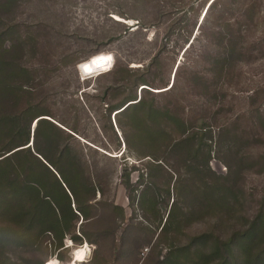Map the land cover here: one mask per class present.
I'll list each match as a JSON object with an SVG mask.
<instances>
[{
  "label": "rangeland",
  "instance_id": "374dc122",
  "mask_svg": "<svg viewBox=\"0 0 264 264\" xmlns=\"http://www.w3.org/2000/svg\"><path fill=\"white\" fill-rule=\"evenodd\" d=\"M212 1L0 0V64L27 70L0 71V159L24 139L12 119L31 125V154L0 164V263L65 264L85 248L70 264H244L264 250V0L221 1L203 20ZM232 43L244 54L225 63ZM93 55L108 70L81 76ZM38 117L58 133L37 147L65 151L57 168L80 185L78 202L65 189L57 233L45 192H62L32 143Z\"/></svg>",
  "mask_w": 264,
  "mask_h": 264
},
{
  "label": "trees",
  "instance_id": "16d2710c",
  "mask_svg": "<svg viewBox=\"0 0 264 264\" xmlns=\"http://www.w3.org/2000/svg\"><path fill=\"white\" fill-rule=\"evenodd\" d=\"M221 1H222V4H223L222 6H227V2L226 1H228V0H213L210 3V5H209V7H208V9L206 11V14H205L203 20H205L206 17H207V19L209 18V15L211 13H213V11H215L217 9V5L218 4H221ZM223 1H224V3H223ZM239 4L241 6H244V3L243 2H241ZM219 11H222L223 12L224 10H219ZM222 12H220V13H222ZM214 15H215V13H214ZM200 25H201V23H200ZM4 37H5V34H1L0 35V48L1 49L3 48V42H4L3 40H4ZM243 54H244V50L242 48H238V46H236L234 43H232V44H230V48L228 50V56L226 58L224 57L223 60L225 61V63H227L228 61L230 62L232 59L238 60ZM4 65H5L8 73H9V74L7 73L6 76L8 78H12L13 80H19L20 78H23L24 77V73H27L26 68H24V67L16 64L13 61L6 62ZM4 65L3 64H0V68H1L0 71L1 70H4L3 69V66ZM223 68H224V66L222 67V69ZM174 77H175V74H174ZM175 85H176V83H175V80H174L173 84L171 85V88H173ZM144 89H146V88H144V87L141 88V93H142V90L144 91ZM133 100L134 101L136 100L135 103H133V104H127L129 101H131V100H129L128 102H126L127 105L124 104L121 108H119L120 109V112L119 113H115L114 115L116 116V114H120L123 111H129V110L132 111L133 109H136V108L138 109L139 107H141V106L144 105L143 98L142 97H140L138 101H137V99H133ZM38 105H39V103H37V104H30V105H28L27 107L24 108L23 112L24 111H25V113L35 112L36 108L39 107ZM42 115H44V114H41V116ZM33 117H34V113H33ZM38 118H37L36 125H35V129H34V137H33L32 143H33V146L36 145L35 146L36 147L35 148V151L38 154H40V156L43 158V160H46V163L48 165H50L52 167V169H54V173L58 176L57 180L55 181L56 182L55 183V186H54L55 189L54 188H52V189L55 191V193L62 192V193H60L61 194L60 197L55 198L54 200H51V201H49L50 200L49 197H51L48 194L49 192L48 191L45 192L46 197H47V199H45V200H47L48 205L50 206V208L51 207L54 208V205H52V204H55V208L56 209L55 208L54 209L51 208L52 210L50 212V215H52L51 216L52 217L51 219H52V222H53V225H54V230L56 232L57 230H59V226H58L59 225V221H58L59 216H58V214L61 213V210H62V213L61 214L64 213V210L61 207V205L64 204V201H62V199L66 195V191L68 193L70 192V194L73 196V198L76 199V202H78V200H77L78 194H77V191L74 188L75 187L76 188H79L80 185L77 184V182H76L75 179L72 180V177H71V169L69 167H67V168H63V167H60L59 168L58 167L57 168V164L58 163H60L62 161H63L64 164L66 163L65 160H64L65 159V151L62 152L61 155H59V158L58 159L54 160V159H50L49 155H47V152H45L41 148L37 147L38 146L37 145V140H38V137L39 136L43 135L46 138H48V136L50 135V132H51L50 130L52 128L55 129L57 131V133H58V128L56 126H54L52 124V122H50L48 119L43 118V117L42 118H39V119ZM11 122H12V127L10 128V130L13 133L19 135L18 139H23V138L24 139H23V141L22 140L19 141L18 142L19 145L17 144L18 146H16L15 148H12L11 149V148L8 147L9 149L7 150V153H9V154L5 155L4 157H2L0 159V164L2 163V165H4V166L7 165V167H10L11 166L12 160L14 159L13 157L16 158L22 152L30 153V149H29L30 148V145L27 146V147L21 148L22 146L28 145L29 142H30V137H31L30 120H27L26 121L25 126H22L24 124L21 123L22 122L21 116L14 117ZM0 125H1V123H0ZM19 127H21V128L18 129ZM24 129H25V132H26L25 135H24V133H22ZM22 142H23V144H22ZM16 148H19V149H16ZM66 148H68V147L65 146L63 149L65 150ZM1 152L2 151H0V153ZM1 169L3 170V167H1ZM12 183H13V181H12ZM31 183H44V181L41 182L40 180L35 179V181L34 182H31ZM65 189H66V191H65ZM70 194H69V196H70ZM45 203H46V201H45ZM65 206H66V204H65ZM69 209H70V206H68V210ZM80 211H81V209H80ZM262 212L263 213L260 215V219H259V222H258L259 223V228L257 227L256 224H254V226L252 227V229H250L246 233V235L244 236L245 243L243 244V246L247 248L246 250H249L250 245L254 243V242H252L254 240V238L255 237L258 238L256 236V234H255L256 228H258L259 231L261 232V234L264 235V209H263ZM44 217L45 216H43V215L40 216V215L33 214V216L30 217V218H32V222L31 223H36V222L43 223V221L45 219ZM234 245H235V242L232 239H230L228 242L225 243L226 249H227V251L229 253L231 251L233 252V246ZM4 246H5V241L0 239V248L5 249ZM62 246H63V241L60 240V243L58 244L57 247L58 248H61ZM48 263L49 262H47L46 264H48ZM59 263L62 264L61 262H59ZM0 264H4V262L3 263H0ZM65 264H70V263L68 262V263H65ZM244 264H264V250L262 252L255 253V255H253V254L251 255V254H249V252H247V257L244 260Z\"/></svg>",
  "mask_w": 264,
  "mask_h": 264
},
{
  "label": "bare ground",
  "instance_id": "6f19581e",
  "mask_svg": "<svg viewBox=\"0 0 264 264\" xmlns=\"http://www.w3.org/2000/svg\"><path fill=\"white\" fill-rule=\"evenodd\" d=\"M98 54H96V55H98ZM94 56L95 55H93L90 59H88L85 62V64H83V66H82L83 71L90 72V71H93L97 67H100V66H101V69H104L105 71L108 70L109 64H108V59H107L106 55L93 58ZM74 251H75L74 256L72 257V259L69 263H71L72 261L74 263L75 262L77 263V259H81L84 256L86 249L85 248H78V249H75ZM74 257H76L77 259L76 258L74 259ZM48 264H58V263L51 261Z\"/></svg>",
  "mask_w": 264,
  "mask_h": 264
},
{
  "label": "water",
  "instance_id": "95a60500",
  "mask_svg": "<svg viewBox=\"0 0 264 264\" xmlns=\"http://www.w3.org/2000/svg\"><path fill=\"white\" fill-rule=\"evenodd\" d=\"M98 54V53H97ZM96 55V54H95ZM92 57V56H91ZM91 57H89L88 59H90ZM87 59V60H88ZM87 60H85V61H83V62H81L80 64H78V70H79V73L81 74V76H91V75H93V74H95V73H102V72H104L105 70L104 69H101V66L100 67H97L95 70H93V71H90V72H86V71H83V68H82V66H83V64H85V62L87 61ZM144 88H147V87H144ZM133 103H135V102H133V101H129L127 104H133ZM126 104V105H127ZM125 105V106H126ZM124 106V107H125ZM120 111H118L117 113H119ZM43 118H46V117H43ZM46 119H48V118H46Z\"/></svg>",
  "mask_w": 264,
  "mask_h": 264
}]
</instances>
